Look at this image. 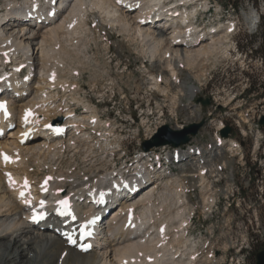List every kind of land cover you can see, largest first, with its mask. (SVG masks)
I'll use <instances>...</instances> for the list:
<instances>
[{"label":"bare ground","instance_id":"obj_1","mask_svg":"<svg viewBox=\"0 0 264 264\" xmlns=\"http://www.w3.org/2000/svg\"><path fill=\"white\" fill-rule=\"evenodd\" d=\"M49 1L33 0L32 5L45 8L47 14L53 9L49 6ZM168 1L170 0H68L66 9L56 7L57 15L54 18L44 17L41 11L36 12L34 15L38 18L33 21L43 19L42 24L36 25L37 29L31 18L17 17L21 9H26L28 0L24 6L9 3L6 14L0 16V51L7 57L21 59L18 64L22 63L21 61L27 62L30 70L34 68L35 72L39 62L44 66L50 65L53 56L51 51H54L48 46L50 40L59 43L57 41L62 38L67 41L68 37H74L75 34L86 33L91 24L103 28L116 27L121 35H126V38L129 37L132 42L138 44L144 61L150 63L148 81L152 87L166 96L176 89L172 98L176 99L178 94H181L188 100H193L201 90V83L199 85L194 82L192 72L200 71L201 75L205 76L209 72L207 64L210 57L219 50L223 51L222 54L227 59L231 58L225 44V41L229 40L230 33L226 29L230 24L220 22V26L213 28L208 22H199L196 14L199 12L204 18L206 9L211 4L210 0H178L174 5H169ZM257 18L255 14L247 17L250 29H254L258 24ZM40 35L42 37L38 40ZM13 58L8 62H14ZM3 60L4 58L1 59ZM181 66L191 70L183 79L178 71ZM57 71L55 68L47 72V76L39 80V91L33 92L30 98L26 96L35 86L18 77L17 73L11 78L9 88L12 90L3 88V97L12 104L14 116L11 123L16 122L15 128L0 138V237L2 240L7 237L4 249H10L14 245L12 257L19 258L21 263L35 252L37 259L46 261L57 255L59 264H182L185 260V264H200V249L198 250L194 242L186 239L182 245H178V238L186 231L193 211L189 198V190L193 185H188L187 182H191L193 176H199L204 188L207 184L205 167H211L206 168L208 173H219L220 164L226 166L231 162L230 157L234 155L228 153L239 149L235 147L234 140L220 139L217 146L210 147L211 149L189 144L187 149L175 147L174 150L168 151L166 160L173 164L176 162L175 153L178 152L177 162L181 171H190L192 168L199 173H191L189 179L184 177L167 180L166 176L170 175L169 167L158 168L161 169L159 174L155 173L157 170L150 169L152 164H157L154 157H151L158 154L156 149L141 151L131 163L127 162L123 167L106 170L105 173L96 170L84 173L75 166L76 161L72 164L63 159L68 152L76 153L85 148L84 162H92L94 157L90 156L97 152L95 146L98 144L99 150H105V159L109 162L110 157L115 156L120 149L114 146L111 140L115 134L113 128L108 121L101 118L96 105L92 104L90 99L75 96L78 91L68 80L61 79ZM2 85L4 84L0 85V89ZM58 87H62L64 96L71 97L72 101L63 103L62 99V104L57 103L61 97L60 92L56 91ZM82 102L85 106L79 107L78 104ZM187 106L194 105L188 103ZM29 113H33L34 118L30 117L28 122L24 123L23 117ZM53 113L56 116L51 118ZM55 117L61 120L58 126L67 125L71 132H66L60 137H56L49 129H43V133H35L38 121L44 126ZM94 117L99 120L98 123L89 125ZM142 119L141 123H144L145 127L148 126V118ZM96 125H101L102 138H97L93 131L88 130L90 126ZM148 129L146 130L149 134ZM28 131H31L34 137H28L25 142L20 143V139L24 138ZM67 136L69 138L66 140ZM4 154L11 159L6 164L3 163ZM223 157L224 163L217 161L214 167V160ZM188 159H198L199 162L194 166L189 164L190 167ZM202 160L204 163H200ZM32 162L51 168L37 183L36 176H32L28 170ZM183 175L186 176L184 173ZM24 177L30 179L34 189L37 187L36 190L43 180L48 183L45 189L41 188L31 199L36 209L41 205L40 200L46 198L56 200L67 195L76 198L74 209L80 223L70 226L71 240L61 235L67 228L60 225L64 219L56 216V208H44L50 216L43 223L35 224L30 221L32 212L27 210L28 207L22 203L17 191L20 180ZM117 182L118 186L127 183L132 189H139L140 194L135 197L129 191L119 192L114 187ZM146 183L149 184L142 187ZM160 184L163 186L161 192ZM224 191L229 192L228 188ZM118 193L123 196L114 202V196ZM94 196L110 201L109 207L117 205L109 217L102 219L99 227L101 235L93 249L84 252L80 250L78 228L86 218H94L103 211L92 203ZM215 198L214 195L212 199L208 197L211 205ZM160 220L162 223L158 226L156 222ZM176 222L178 225H174ZM170 234L173 239L169 242ZM208 257L207 264L212 261ZM6 260L4 264L9 263L11 259L7 257Z\"/></svg>","mask_w":264,"mask_h":264},{"label":"rangeland","instance_id":"obj_2","mask_svg":"<svg viewBox=\"0 0 264 264\" xmlns=\"http://www.w3.org/2000/svg\"><path fill=\"white\" fill-rule=\"evenodd\" d=\"M14 1L0 0V16L3 17L6 14L9 3H15L18 6H24L27 3V0ZM210 1L214 10L211 15L206 14L202 22L216 26L220 22L234 21L237 29L230 33L229 40L225 41L231 58L227 59L222 54L223 51L219 50L210 57L207 64L209 72L205 76H202L200 71L192 72L194 82L199 85L201 83V90L193 100H188L181 94H178L176 99L172 98L176 89L166 96L152 87L148 81L150 63L144 61L138 44L132 42L129 37L126 38V35H121L116 27L103 28L96 24H91L86 33L68 37L67 41L62 38L57 41L59 43L50 40L48 46L54 50L51 51L53 56L50 59V65L44 66L42 62L38 63L31 82V85L35 87L26 98H30L36 90L39 91L38 85L41 84L39 80L41 81V78L47 76V72L56 68L60 74L59 77L68 80L79 92L75 96L90 99V102L96 105L101 118L108 121L113 128L115 134L112 135L111 140L120 150L115 153V156L110 157L109 162L105 159V150H99L98 144L95 146L97 152L90 156L94 157L92 162H84L85 148L76 153L68 152L63 159L72 164L76 163L75 166L84 173H89L90 170L105 173L106 170L123 167L127 162H132L141 151L148 152L156 149L158 155L165 156L169 150L174 149L172 145L152 147L148 151L144 149V144L153 143L154 137L164 125L178 131L191 123L204 121L199 132L192 136L189 143L182 146L186 147L184 149H187L189 144H198L199 147L206 149L211 144L213 145L211 147H215L217 132H221L219 131L220 121L223 120L226 127L232 128L228 138L238 141L241 148L237 154L228 153L234 156L230 157L231 162L227 163L219 173L206 174L207 184L204 188L199 176H193V180L187 182L188 185L190 183L193 185L189 190V198L194 211L186 231L178 238L180 241L178 245H182L186 239L194 242L198 250L200 249L198 256L200 264H207L206 259L211 254V258L210 256L208 258L212 261L208 264H256L258 253L264 249V125L260 122L264 115V0ZM251 14L258 16V24L254 29L249 28L247 21V17ZM41 37V35L38 36V40ZM66 37L67 35L64 38ZM236 47L243 53L241 57H235L238 50ZM0 52L3 54L2 51ZM57 59L62 61L59 62ZM178 69L182 79L191 73V70L185 66ZM56 91L60 92L59 96H61L57 103H61L62 99H64L63 103L72 101L71 97L64 96L62 87H58ZM200 97L210 98V103L204 105L198 101ZM188 103L194 106L189 107ZM54 116H56L55 113L51 115V118ZM143 117L148 118L146 123L149 127L141 123ZM54 120H60V118L55 117ZM90 127L88 130L93 131L97 138H102L101 125ZM146 129L150 131L149 134ZM68 138L69 136L66 140ZM151 157L155 158L157 154ZM224 158L215 159L214 167L217 161L223 162ZM157 160L160 161L159 164ZM157 160L158 166L155 165L157 168L155 173L159 174L161 169L158 168L168 163L163 159ZM190 160L195 161V159ZM170 164H172L170 165L171 173L166 176L167 180L173 181L175 178L184 177L189 179L191 173L198 175L195 169L193 171L191 168L192 171L184 172L181 171L179 164L171 162ZM30 165L28 170L32 176H36L35 183L43 177L44 173L51 171L48 165L41 167L34 162ZM60 167L57 166V168ZM226 188L229 192L224 191ZM124 190L134 191L135 197L140 194L139 189ZM159 191H163L162 184L159 186ZM213 195L216 197V202L212 203L214 204L212 206L208 197L212 199ZM115 206L109 210H113ZM161 223V220L156 222L158 226ZM174 225H178V222ZM42 227L45 228V226ZM172 239L173 235L170 234L169 242ZM6 241L7 237L3 240L0 237V264H4L7 257L11 259L7 264H59L57 255L50 261H46L37 259L35 252L31 257H26L27 262L21 263L19 258L12 257L14 245L10 249H4Z\"/></svg>","mask_w":264,"mask_h":264},{"label":"water","instance_id":"obj_3","mask_svg":"<svg viewBox=\"0 0 264 264\" xmlns=\"http://www.w3.org/2000/svg\"><path fill=\"white\" fill-rule=\"evenodd\" d=\"M198 101H201L204 105H208L210 103V98L203 99L202 97H200ZM260 122L262 125H264V115L261 117ZM203 125L204 121L195 122L185 126L182 130L178 131L172 130L169 126L164 125L154 137V142L151 144L145 143L144 149L148 151L152 147H159L168 144L172 145L173 147L187 144L190 142L192 136H195L199 132ZM231 132L232 128L230 126H227L221 131V135L227 137ZM256 264H264V249L258 253Z\"/></svg>","mask_w":264,"mask_h":264},{"label":"snow or ice","instance_id":"obj_4","mask_svg":"<svg viewBox=\"0 0 264 264\" xmlns=\"http://www.w3.org/2000/svg\"><path fill=\"white\" fill-rule=\"evenodd\" d=\"M4 106L0 104V108H3ZM5 160H8L9 158L7 156L4 157ZM61 204H63L65 207H67V201H60Z\"/></svg>","mask_w":264,"mask_h":264},{"label":"flooded vegetation","instance_id":"obj_5","mask_svg":"<svg viewBox=\"0 0 264 264\" xmlns=\"http://www.w3.org/2000/svg\"><path fill=\"white\" fill-rule=\"evenodd\" d=\"M257 54H260V52H257ZM250 93V91H248Z\"/></svg>","mask_w":264,"mask_h":264}]
</instances>
